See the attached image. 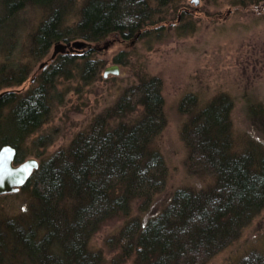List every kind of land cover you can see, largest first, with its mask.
<instances>
[{"label": "trees", "instance_id": "16d2710c", "mask_svg": "<svg viewBox=\"0 0 264 264\" xmlns=\"http://www.w3.org/2000/svg\"><path fill=\"white\" fill-rule=\"evenodd\" d=\"M152 1L160 7L177 0H0V51L10 60L11 37L22 32L18 15L27 7L40 10L27 48L39 61L59 41L133 38L158 13ZM61 57L31 89H5L0 96V148L12 146L15 162L24 156L26 138L48 117L58 69L65 74L71 62ZM84 58L85 71L94 70L95 61ZM26 71L24 64H0V81L7 80L0 89L21 84ZM160 87L157 77L140 79L66 147L41 161L23 185L30 200L27 219L0 221V264H112L89 248V240L103 221L116 217L125 220L107 242L133 264H206L239 235L264 206V153L238 149L232 100L224 93L204 105L187 93L178 105L187 115L181 129L187 170L210 175L212 183L177 188L152 216L130 217L135 200L146 211L165 188L164 162L151 146L165 124ZM138 105L140 116L127 121ZM113 120L118 121L111 125ZM233 264H264V254L250 252Z\"/></svg>", "mask_w": 264, "mask_h": 264}, {"label": "rangeland", "instance_id": "374dc122", "mask_svg": "<svg viewBox=\"0 0 264 264\" xmlns=\"http://www.w3.org/2000/svg\"><path fill=\"white\" fill-rule=\"evenodd\" d=\"M152 6L158 11L152 23L129 40L115 36L94 44L84 41L79 46L72 44L79 39L59 41L39 61L28 55L27 48L30 29L39 20L40 10L27 7L18 15L17 26L22 32L17 30L11 37L10 60L5 61V52L0 51V64L16 62L27 68V78L21 84L0 92H25L36 85L41 72L62 61V55L71 59L65 74L58 69L60 75L49 93L48 117L26 138L21 161L35 158L40 164L66 147L98 114L114 106L128 87L140 79H159L165 124L151 146L162 156L166 183L146 211L137 208V200L131 204L130 217L141 218L158 212L177 188L199 189L213 181L210 175L187 170L188 150L181 138L187 115L178 108L185 94L196 95L199 105L216 94H227L232 100L230 118L238 149L264 153V0H177L160 7L152 1ZM84 57L95 61L94 70L85 71ZM110 65H117L118 72L104 75ZM141 111L138 105L126 120H134ZM117 121H110L111 125ZM29 202L24 186L0 195V221L22 223L27 219ZM124 220L116 217L103 221L89 240V248L100 250L112 264H133L132 258L120 259L118 248L107 242ZM250 252L264 254V206L206 264H233Z\"/></svg>", "mask_w": 264, "mask_h": 264}, {"label": "water", "instance_id": "95a60500", "mask_svg": "<svg viewBox=\"0 0 264 264\" xmlns=\"http://www.w3.org/2000/svg\"><path fill=\"white\" fill-rule=\"evenodd\" d=\"M74 46L82 43L73 42ZM63 46H59L61 49ZM117 65H110L104 69V75L107 73H117ZM6 90L0 92V96ZM16 150L9 145H3L0 148V194L17 191L29 178L33 170L38 168V161L33 158H27L15 164Z\"/></svg>", "mask_w": 264, "mask_h": 264}, {"label": "bare ground", "instance_id": "6f19581e", "mask_svg": "<svg viewBox=\"0 0 264 264\" xmlns=\"http://www.w3.org/2000/svg\"><path fill=\"white\" fill-rule=\"evenodd\" d=\"M33 159H35V158H33ZM38 164H39V162H38ZM33 171H34V170H33ZM31 174H32V173H31ZM26 181H27V180H26ZM26 181H25V183H26ZM25 183H24V184H25ZM24 184H23V185H24ZM23 185H22V186H23ZM22 186H21V187H22ZM21 187H19V189H20ZM19 189H18V190H19ZM18 190H17V191H18ZM17 191H12V192H8V193H14V192H17ZM8 193H3V194H8ZM0 195H2V194H0Z\"/></svg>", "mask_w": 264, "mask_h": 264}]
</instances>
